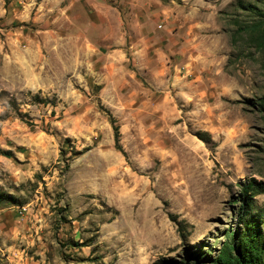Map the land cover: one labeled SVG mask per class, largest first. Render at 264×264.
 <instances>
[{"label":"rangeland","instance_id":"374dc122","mask_svg":"<svg viewBox=\"0 0 264 264\" xmlns=\"http://www.w3.org/2000/svg\"><path fill=\"white\" fill-rule=\"evenodd\" d=\"M263 8L0 0V264H213L264 181Z\"/></svg>","mask_w":264,"mask_h":264},{"label":"trees","instance_id":"16d2710c","mask_svg":"<svg viewBox=\"0 0 264 264\" xmlns=\"http://www.w3.org/2000/svg\"><path fill=\"white\" fill-rule=\"evenodd\" d=\"M260 13L264 14V8L260 10ZM255 26L254 28H256ZM258 105L264 111V95L258 98ZM111 120L115 122V119L111 118ZM113 129L115 142L118 143V125L113 123ZM258 192H264V181L262 180L251 178L243 186L242 193L237 199L240 201L241 214L243 215L241 221L245 226L241 232L235 235L232 242H225L221 246L218 254L211 259L213 264H264V229L257 221L258 217L250 214L253 195ZM246 214H250V216L247 215V217ZM179 229H181L180 225ZM192 252H194L195 258H203L200 251Z\"/></svg>","mask_w":264,"mask_h":264}]
</instances>
